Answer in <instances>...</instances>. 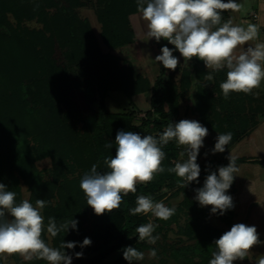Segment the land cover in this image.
<instances>
[{
  "label": "trees",
  "instance_id": "obj_1",
  "mask_svg": "<svg viewBox=\"0 0 264 264\" xmlns=\"http://www.w3.org/2000/svg\"><path fill=\"white\" fill-rule=\"evenodd\" d=\"M86 5L95 11L108 52L102 51L90 22L77 12ZM138 13L136 0H0V183L16 193L17 203L25 200L22 186L34 206L37 199L48 202L41 210L42 239L54 248H60L63 241L76 242L73 249H61L72 256V264H129L123 258L128 246L143 253L157 252L153 244L140 241L135 231L151 222L148 215H131L129 209L136 206L140 195L159 202L164 188H181L176 174L167 172L179 157L180 146L173 140L162 147L163 173L150 183H139L135 193L124 196L119 209L96 215L79 184L93 164L99 172L108 170L103 161L115 156L117 131L158 137L169 123L180 120L183 104L192 98L191 111L215 137L214 146L218 134L232 133L225 151L216 152L224 156L264 115L263 96L253 90L252 94L233 92L225 99L219 85L226 80L227 69L212 72L197 58L191 64H180L167 76L161 74L153 83L137 73L116 51L135 42L130 17ZM28 23L35 26L28 27ZM210 72L214 79L206 80ZM111 93L129 98L150 94V110L140 122L134 112L110 113L106 100ZM106 143L112 148H106ZM44 159L51 160L50 170L38 169L37 163ZM207 167L200 166L198 181L182 187L184 198L175 207V215L151 222L158 225L153 235L164 236L176 225L177 234L193 243L186 246L190 247L186 256L183 240L176 247L167 243L164 255L176 264H209L216 250L214 241L235 224L233 208L223 215L213 214L211 206L202 207L192 197L207 175L218 173L220 164ZM212 216L226 229L213 226ZM49 217L58 226L75 219L77 229L52 237L46 230ZM182 217L186 221L183 227L179 224ZM85 237L92 243L81 248ZM77 252L82 257L77 258ZM115 254L119 258L110 262ZM11 259L13 264H48L35 256L26 260L12 254ZM159 263L168 264L163 258ZM0 264H5L1 254Z\"/></svg>",
  "mask_w": 264,
  "mask_h": 264
},
{
  "label": "clouds",
  "instance_id": "obj_2",
  "mask_svg": "<svg viewBox=\"0 0 264 264\" xmlns=\"http://www.w3.org/2000/svg\"><path fill=\"white\" fill-rule=\"evenodd\" d=\"M137 11L146 21L145 35L161 39L178 50L184 60L197 58L207 69L218 72L227 69L226 80L219 87L225 99L230 93L252 94L264 82V43L249 46L238 55L236 49L249 41L259 38V27L248 24L247 27L235 25L231 18L222 23V13L228 10L240 11L242 5L236 0H136ZM161 54L155 61L165 69L176 70L179 59L173 55V49L167 46L161 48ZM206 80H213L210 73ZM208 128L196 120L182 119L177 123H169L159 136L143 135L131 131H117L115 136V156L105 157L107 171L99 172L97 164L85 173L79 187L83 191L87 205L96 215L110 213L119 209L124 196L135 193L138 183H150L157 174L163 173L162 162L165 159L164 145L175 141L177 146H183L180 152L182 162H176L167 172L175 173L179 178L180 187H187L191 182L198 181L200 166L197 157ZM232 140V133L218 134L213 153L224 152ZM112 148L111 143L105 144ZM187 156V159L183 157ZM227 166H220L216 171L207 175L203 187L196 189L195 199L200 206H211V213L223 215L234 207L233 198L227 194L234 178L239 171L235 158L230 155ZM48 202L37 199L35 206L25 199L16 202V193L6 190L0 183V254H20L26 260L34 256L48 264H72V256L61 249H73L76 242L64 241L60 248L50 247L42 239L45 230L44 217L41 210ZM176 209L168 207L163 201H154L151 196L140 195L136 198V206L129 209L131 215L149 214L167 221L175 215ZM10 217V218H9ZM78 221L71 219L59 226L55 218L49 217L47 232L55 237L61 231L68 232L69 228L77 229ZM156 227L149 222L138 226L135 231L140 241L155 244L159 239L153 235ZM90 238L85 237L81 248L90 246ZM259 233L255 226L244 223L234 224L214 241L215 251L209 264H234L244 260L251 249L260 244ZM81 252L75 253L77 258ZM149 255L155 257L156 250H150ZM123 258L133 264L144 259V253L135 247L123 249ZM255 264H264V255L257 257Z\"/></svg>",
  "mask_w": 264,
  "mask_h": 264
},
{
  "label": "rangeland",
  "instance_id": "obj_3",
  "mask_svg": "<svg viewBox=\"0 0 264 264\" xmlns=\"http://www.w3.org/2000/svg\"><path fill=\"white\" fill-rule=\"evenodd\" d=\"M239 4L242 5V7H241L242 17L249 19L250 14L253 11V4H251L250 0H244L242 2L239 1ZM77 12L82 19H87L90 22L91 27L94 31V34L100 43L102 51L108 52L107 48L102 43V38H101L102 27L99 24L97 17H96V14H95V11L92 9V7L89 5H86L85 7L78 9ZM130 22H131V20H130ZM33 26H35L34 23H28V27H33ZM159 43L161 45L160 47H164V46L169 47V44L164 39H161L159 41ZM251 44H252V46H255L253 41H251ZM249 46L250 45L247 43L246 47H249ZM160 50H161V48L158 47L157 41L155 43H153V39L149 40L148 38H145L136 44L129 45V46L118 49L116 51V54L118 56H120L121 58L129 61L131 64H133L134 68L136 69V71L138 73H146L147 74V70H149V74H147V76L153 77V73L154 74L156 73L157 68L161 70L160 75L164 73V72H162L163 65L160 64L159 62L155 61V57L157 55L161 54ZM236 50L238 51V49H236ZM178 53L179 52L177 51V54ZM177 54H175V56L178 58ZM236 54L238 55L237 52H236ZM193 60H194V58H193ZM193 60L188 61V60L183 59V60L179 61L178 66H180V64H191L193 62ZM193 94H194V89L191 93V97L193 96ZM77 98H78L79 102L83 101L81 94H78ZM191 99L188 102L183 104L182 113H181L182 117L180 118V120L189 119V120H196L199 122L197 117L194 116L192 111H191V107L193 106V101ZM96 107H97V109H99L98 103H96ZM106 109L110 113L134 112V113H136V117L139 120L138 122H140V120L142 118H145L146 113L150 110V94H142L139 96H135L133 98H129L122 93H111L106 100ZM261 118L263 119L264 115ZM214 140H215V137L208 132V135L205 137L204 144L200 148L199 154L197 157V163L199 164V166L210 167V166L217 165V164H220V166L221 165L222 166L228 165L227 159H228L229 152L232 149L228 152V154H226L224 156L213 153ZM183 150H184L183 146H180L179 157H178L177 162H182L180 152ZM183 159H187V156L185 155V157H183ZM37 167L39 170H46V171L50 170L52 167L51 160L50 159L41 160L37 163ZM263 175H264V170H263ZM46 176H49V174L48 175L46 174ZM22 190H23V194H24L25 199H28L29 193L27 192V188L25 186H22ZM229 190H231V189H229ZM160 194L164 195V197L162 198L161 201H163L164 204L168 207H174V208L177 207L179 204H181V202L183 201V198H184V193L182 191V187L180 188V190L164 188ZM192 195H193L192 197L195 198L196 194H192ZM232 198H233V204L234 205L237 204V208L240 210L241 207L239 206V203H238V201H240V199L237 197L234 198L233 196H232ZM204 207H206V206H204ZM257 214L258 213L256 212V215ZM147 215L149 217V220L151 222H154L156 217L152 216L151 213H149ZM244 217H245L244 211H242V212L240 211L238 213V216H235L234 223L235 224L236 223H244L245 224L246 219ZM185 223H186V221H185L184 217H182L180 222H179L180 226L183 227L185 225ZM211 223L213 226H215L217 228H221V229L225 228L226 229L225 225L215 216L211 217ZM246 223L249 226H255L256 227V229L259 233V239H260L261 243L254 246L251 249V252L249 253L250 256L248 255L247 259L237 260L234 264H255L257 257L260 255H264V225L260 226L259 221L257 219H255V217L252 218L251 216L246 220ZM164 234H165L164 236L162 235L161 237H159V243L153 244L156 247L157 252H158V253L156 252L157 255L155 257H151L149 255L150 251L145 252L144 253V259L141 261H134L133 264H160L159 263L160 258L167 259L168 264H176V262L173 259H168V257L165 256L166 254L164 255L165 250H168L166 247L167 243L170 245L176 244L175 247L178 246L177 242L182 241V240L184 241L182 246L186 247V246H191L193 244V243L187 241L186 238H184V237L182 238L180 235L177 234V226L176 225H173L172 229L168 232L165 231ZM179 247H181V246H179ZM186 248H187V251L185 254H183V256H186L188 251L190 250V247L189 248L186 247ZM1 255L5 261V264H13V261L11 259V255H8L6 253L1 254ZM118 256H119L118 254L117 255L115 254L114 256L110 257L108 260L113 262L114 260L117 259ZM184 259H185V257H184Z\"/></svg>",
  "mask_w": 264,
  "mask_h": 264
},
{
  "label": "crops",
  "instance_id": "obj_4",
  "mask_svg": "<svg viewBox=\"0 0 264 264\" xmlns=\"http://www.w3.org/2000/svg\"><path fill=\"white\" fill-rule=\"evenodd\" d=\"M239 1L242 2L244 0H236L237 3H239ZM250 1L251 4H253V11L251 12L249 19L242 17L241 9L238 12L228 10L225 11V14L222 18V23L231 18L235 25L247 27V25L250 23L256 24L259 27V38L257 40H253V42L254 44L264 43V0ZM225 2H227V0H225ZM130 20L136 38L133 44L138 43L142 39L148 38L145 35L146 21H143L141 14L138 13L131 16ZM152 39L153 43H155V38ZM248 44L252 46L251 41H249ZM160 46L161 45L158 42V47L162 48ZM169 48L173 49V55L175 56L178 50H175V47L171 48L170 45ZM246 48V44L242 45L237 48L238 51L236 50V52L239 54L241 51L246 50ZM177 56L179 61L183 60V57L180 55V53H178ZM172 71L173 70H168L164 67L162 68V72H164L163 74L165 76H167ZM160 73L161 70L157 68L156 73H153V77L147 76V74H149V70H147V74H139L148 77L151 82H154ZM254 92L257 95L264 97V82L261 83L259 88L254 89ZM230 155L235 158L236 165L239 169V171L234 174L236 177L234 178V181L230 187L231 190H229V195L231 194V196L234 198L237 197L240 199L238 203L241 209L239 210L237 208V204L233 207L235 216H238L240 211H244V218L246 220L250 216L252 218L255 217V219L259 221V225L262 226L264 225V118H261L258 125L229 152L228 158ZM239 160L243 161L239 162ZM227 161L229 163V159H227ZM256 212L259 215H256ZM246 220L245 224L247 225ZM22 258L25 259L23 256ZM118 258L119 256L117 259Z\"/></svg>",
  "mask_w": 264,
  "mask_h": 264
}]
</instances>
